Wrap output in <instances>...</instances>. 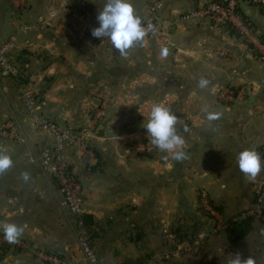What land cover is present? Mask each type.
Returning <instances> with one entry per match:
<instances>
[{
	"label": "crops",
	"instance_id": "crops-1",
	"mask_svg": "<svg viewBox=\"0 0 264 264\" xmlns=\"http://www.w3.org/2000/svg\"><path fill=\"white\" fill-rule=\"evenodd\" d=\"M84 1V18L98 27L97 15L106 0ZM208 1H165L158 14L169 24L166 36H147L146 46L134 47L125 58L109 39L99 41L81 24L50 18L49 12L63 0H0V41L16 35L17 70L12 75L0 69V126L13 120L9 137L0 140V148L13 159V167L0 175V221L28 225L21 237L24 246L13 248L11 264H47L35 256L42 245L62 248L61 255L83 262L58 184L38 162L51 137L20 122L23 105L17 79L33 90L39 111L61 127L74 129L90 120L104 103L101 99L100 105L90 106L86 98L93 92L112 97L105 123L89 132L92 155L84 152L76 136L64 151L83 189L84 215L92 219L87 233L96 264L129 259L227 264L236 252L264 264V231L257 223L253 221L243 238L230 241L226 231L206 230L198 201L201 189L228 219L253 202L264 182V55L260 47L243 40L233 43L239 37L228 25L179 19ZM148 2L133 0L142 18ZM239 13L264 43V11L244 1ZM23 25L30 29L20 30ZM222 49L234 55L219 56ZM201 76L216 89L230 84L244 92L231 103H219L216 92L197 87ZM147 90L164 92V103L180 119L177 128L189 159L165 160L167 154L149 144L143 121L154 101L137 98ZM205 106L221 112V118L207 121ZM247 148H255L262 158V171L254 181L238 167V155ZM25 171L30 173L28 182L21 177ZM193 219L196 230H185ZM7 252L0 264L9 263Z\"/></svg>",
	"mask_w": 264,
	"mask_h": 264
},
{
	"label": "built area",
	"instance_id": "built-area-1",
	"mask_svg": "<svg viewBox=\"0 0 264 264\" xmlns=\"http://www.w3.org/2000/svg\"><path fill=\"white\" fill-rule=\"evenodd\" d=\"M167 0H149L147 4V13L142 18L143 24L146 27L149 22L155 26V34L166 36L169 24L160 18L158 12L163 7ZM244 1L250 2L259 6L264 11V0H210L199 8L191 9L183 14H180L179 19L184 21H202L212 25L225 24L232 29L237 37H241L247 45L257 46L261 48L264 55V43H261L256 35L252 32L250 26L242 19L239 13V7ZM84 0H63L59 8L49 12L50 18H69L74 22L82 23L84 29L91 34L90 21L84 18L83 9L85 8ZM30 27L23 25L20 30L27 31ZM148 35V36H149ZM16 35H11L7 39L0 41V69L8 74L15 75L17 70L13 62V52L15 50ZM219 56L232 57L234 54L228 49H222L218 52ZM18 89L19 98L23 105V112L20 122L29 123L32 127L41 131L43 134L51 137V142L45 146L38 157V162L42 170L52 176L57 184L58 190L64 199L68 213L74 217L78 226V245L84 255L85 260L89 264L97 263V256L92 249L84 224L82 215L84 214V193L82 186L77 179L73 168L64 157L65 146L76 136L80 146L84 152L92 155L88 146L87 129L82 128L79 131H74L67 127L58 126L44 114L39 111L37 100L33 90L23 85L18 79L15 80ZM244 88H234L231 85H219L217 88V96L220 102L229 103L241 97ZM103 114V111L95 112L94 118H98ZM95 121V120H94ZM13 128V120L5 122L0 126V140L9 137ZM12 139H19L18 136H13ZM199 205L207 219L213 220L214 224L212 231L216 234L225 231L230 222L250 218L253 221L258 220L264 224V182L261 183L255 190L253 202L238 214L226 219L219 213L211 204L208 195L204 191L199 192ZM0 244L8 246L23 247L24 242L20 239L19 244H8L3 234H0ZM39 256L46 262L51 264H66V260L57 252H48L41 249L38 252ZM127 264V263H121Z\"/></svg>",
	"mask_w": 264,
	"mask_h": 264
},
{
	"label": "clouds",
	"instance_id": "clouds-1",
	"mask_svg": "<svg viewBox=\"0 0 264 264\" xmlns=\"http://www.w3.org/2000/svg\"><path fill=\"white\" fill-rule=\"evenodd\" d=\"M97 20L99 26L91 29V35L98 39H109L118 54L125 58L129 56V51L134 47L146 46V37L150 33L155 34V26L151 22L146 27L144 26L133 0H106L103 8L98 12ZM161 54L166 57L167 49H164ZM197 87L201 90L210 89L212 93L217 90L211 81L203 76L199 78ZM203 111L209 122L217 121L222 116L221 112L209 111L207 106L203 108ZM179 122L178 116L164 102L153 103L143 121L149 144L160 152L166 153L165 160L183 162L189 159L186 140L177 128ZM183 130L187 132V126ZM138 150L143 151L144 149L140 147ZM12 167L11 155L7 154L4 148H0V175H4ZM238 167L247 180L254 181L262 171L261 154L255 148L242 150L238 155ZM21 177L25 182L31 178L27 171L22 172ZM27 227L26 223L17 224L11 220L0 221L3 238L11 245L19 244ZM227 264H258V261L250 255L242 258V254L236 252L227 260Z\"/></svg>",
	"mask_w": 264,
	"mask_h": 264
},
{
	"label": "rangeland",
	"instance_id": "rangeland-1",
	"mask_svg": "<svg viewBox=\"0 0 264 264\" xmlns=\"http://www.w3.org/2000/svg\"><path fill=\"white\" fill-rule=\"evenodd\" d=\"M69 19V18H68ZM77 23H79V24H81V26H82V28L84 29V27H83V25H82V23H80V22H77ZM86 30V29H85ZM87 31V30H86ZM88 32V31H87ZM89 33V32H88ZM90 34V33H89ZM98 39V38H97ZM105 39V38H104ZM104 39H98L99 41H104ZM221 85H223V84H221ZM226 85H230V84H226ZM231 86H233V85H231ZM234 87V86H233ZM218 88V87H217ZM235 88V87H234ZM164 92H162V91H151V90H147V91H144L143 92V94H138V96H137V98H141V99H148V100H153L154 102L153 103H156V102H165L163 99H165V98H163L162 97V94H163ZM94 98H96V99H98V100H100V103L98 104V105H100L101 104V99H102V101L104 102L103 103V105H101V106H99V107H96L97 109H95V111L93 112V114H92V116L90 117V120L86 123V124H83L82 126H80V127H78V128H71V127H68L67 126V128H70V129H72V130H77V131H79L80 129H82V128H85V129H87V132H88V138H89V132H91V131H94L99 125H101V124H103V123H105V121H106V118H107V114H108V110H109V103L111 102L110 100H111V96H110V94H108V95H105V94H103V92H100V90L99 91H95V92H93V94L91 95V97L90 98H86V101H87V103L88 104H90V106L91 105H94L95 104V102H93V99ZM216 99H217V101L219 102V103H222V104H228V103H224V102H220L219 100H218V96H217V90H216ZM235 101V100H234ZM233 102V101H232ZM152 103V104H153ZM229 103H231V102H229ZM95 105H97V104H95ZM151 107V106H150ZM150 109V108H149ZM97 111H103V114L101 115V116H99L98 118H94V115H95V112H97ZM95 120V121H94ZM87 142H88V140H87ZM89 146V148H91L90 147V145H88ZM257 189V188H256ZM201 191V189H198V191H197V196H198V198H199V192ZM203 191V190H202ZM209 197V196H208ZM199 201V200H198ZM213 206V205H212ZM217 211H218V209L216 208V207H214ZM219 212V211H218ZM66 213H67V222H69L70 223V225L72 226V231H74V233H75V236H76V242H77V245H78V235H77V232H78V226H77V224H76V220L74 219V217L73 216H71L67 211H66ZM220 213V212H219ZM205 219H206V217H205ZM210 221V220H209ZM206 222H207V219H206ZM254 223H257L263 230H264V224H262L261 222H259L258 220H255L254 221ZM195 227L197 228V225L195 224ZM201 227V226H200ZM184 230V229H183ZM185 230H190V227L188 226L187 227V229H185ZM86 233H87V228H86ZM0 234H3L2 232H0ZM87 237H88V233H87ZM21 240H22V238H21ZM88 240H89V237H88ZM89 243H90V241H89ZM28 245V247H30V243H28L27 244ZM90 245H91V243H90ZM92 247V246H91ZM13 248L14 249H18V248H20V247H17V246H8V245H6V244H0V256L2 255H4V254H6V252L8 253V256L6 257V259L8 260V262L11 264V262L13 263ZM78 248H79V246H78ZM10 249V250H9ZM41 249H44V250H47L48 252H57V253H59V251H58V249L57 248H49V247H47V246H45V245H42L39 249H37L36 250V257L38 258V259H40V260H42L43 261V263H47V264H51V263H48V262H46L44 259H42L40 256H39V254H38V252L41 250ZM92 249H93V247H92ZM94 250V249H93ZM16 251H19V250H16ZM79 252L82 254V252H81V250H80V248H79ZM95 252V251H94ZM96 254V253H95ZM59 255L60 256H62L65 260H66V264H80L79 262H76L75 263V261L73 260V257L71 256V257H65V256H63V255H61V253H59ZM82 258H83V262L81 261V264H89L86 260H85V258H84V255L82 254ZM8 263V264H9Z\"/></svg>",
	"mask_w": 264,
	"mask_h": 264
},
{
	"label": "trees",
	"instance_id": "trees-1",
	"mask_svg": "<svg viewBox=\"0 0 264 264\" xmlns=\"http://www.w3.org/2000/svg\"><path fill=\"white\" fill-rule=\"evenodd\" d=\"M17 75H18V73H17ZM215 207L218 209L217 206H215ZM82 218H83L84 224L87 228L88 225H90L92 223V219L90 216L84 215V214L82 215ZM193 221H194V223H193L192 227H190V230H196L195 220L193 219ZM252 223H253V220L250 218L239 220L236 222H230L228 224L226 230H225L227 232L228 239L230 241H236L238 239L243 238L246 235V233L252 229ZM177 230H180V229H177ZM192 234H195V232L192 231ZM123 263L147 264L143 259H135V260L129 259V260L124 261Z\"/></svg>",
	"mask_w": 264,
	"mask_h": 264
},
{
	"label": "water",
	"instance_id": "water-1",
	"mask_svg": "<svg viewBox=\"0 0 264 264\" xmlns=\"http://www.w3.org/2000/svg\"><path fill=\"white\" fill-rule=\"evenodd\" d=\"M241 40H242V38L239 37L238 40H235L233 43H236V44H237V43H239V41H241ZM93 102H95V104L98 105V104L100 103V100L94 98V99H93ZM213 224H214V221H213V220H210V221L208 222L207 226H206V230H207V231H211V229H212V227H213ZM59 253L63 254L62 248L59 249Z\"/></svg>",
	"mask_w": 264,
	"mask_h": 264
}]
</instances>
